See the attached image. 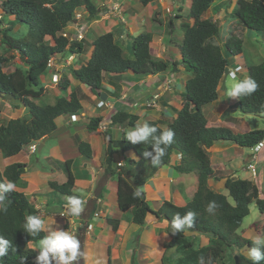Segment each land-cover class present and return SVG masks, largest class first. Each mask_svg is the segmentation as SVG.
<instances>
[{
    "label": "trees",
    "instance_id": "trees-1",
    "mask_svg": "<svg viewBox=\"0 0 264 264\" xmlns=\"http://www.w3.org/2000/svg\"><path fill=\"white\" fill-rule=\"evenodd\" d=\"M153 1L139 0L142 6ZM219 1L190 0L187 18L192 23L182 24L183 37L179 55H176L179 57L171 61L151 53L149 44L153 38L152 31H142L132 37L131 57L123 55L122 47L115 41L111 31L99 34L91 43L92 51L87 61L78 68L70 67L68 73H61L58 87L67 94H59L52 103H46L41 77L47 70L48 60L58 54H81L85 49L83 39L71 40L58 35V32L75 20L77 9L84 8L85 21L92 20L100 9L93 0H2L0 10L10 19L5 26L0 20L1 43L5 45V52L0 53V97L17 100L25 112L21 117L0 123V157L16 155L31 143L41 141L44 136L59 128L56 119L71 116L81 110L82 92L72 85L71 78L79 80L98 96L100 91L105 90L102 86L103 73L112 77L122 76L128 71L146 75L177 73L182 68L188 77L180 93L181 106L175 109L176 116L165 125L160 119H151L147 123L158 128L169 127L174 131V142L168 147L162 166L167 165L175 153L181 155L175 170L184 174L195 173L197 176V188L192 197L184 205L163 200L156 209L150 207L141 191V196L135 197L134 193L139 190V186L162 166L153 167L150 158L146 159L142 155L143 151L152 150L150 144L133 145L125 139V135L113 138L110 131H106L108 143L104 152V172L116 178L117 208L120 211L129 210L132 223L143 228L148 216L166 222L164 231L169 240L165 247L174 248L173 257L166 258L168 264H200L201 257L205 264H252L247 257L253 240L240 234L237 229L249 214L250 204L255 203L258 210L264 212V198L260 197L258 185L249 179L226 177L225 195L213 190L208 184L210 178L215 181L224 178L213 170L206 151L214 143L228 141L241 147H252L264 138V128L234 132L226 126L207 125L203 107L218 98V85L224 77L225 68L229 66L228 56L243 52L241 31L232 30L226 40L220 43L215 40L220 34L218 22L211 16L203 17ZM229 14L243 30L246 28L264 35V0H236ZM18 24H25L28 30L23 36L14 37L10 32ZM9 52L13 53L6 55ZM15 52L22 66L15 65L11 71H3L4 64L13 60ZM246 70L247 77L255 79L259 88L251 96L237 98L230 109L244 115L257 116L264 113V59L259 63L247 64ZM164 105L173 108L167 103ZM138 119V113H131L126 108L116 109L109 116V126L136 127ZM101 121V116H91L85 126L88 131L95 132ZM115 148L122 153L131 151L139 159L126 157L122 165H113ZM77 150L85 158L92 156L87 141L78 140ZM71 163L72 159L62 162L66 171L65 181H49L48 185L60 194L80 197L73 192L75 176ZM137 163L141 166L134 169L132 174L131 170ZM27 170V163H9L0 169V183L11 181L17 185ZM5 196L7 210H0V235L11 241V247L8 254L0 258V264H21L22 258L24 264H36L38 253L29 244L46 237V232L41 231L32 237L24 231V223L26 216H40V212L22 191L14 189L6 192ZM209 201H215L218 206L214 215L205 211ZM188 211L196 213L194 227L173 234L170 225L173 216L176 213L183 216ZM107 223L116 231L119 220L107 218ZM201 236L207 238L206 243L201 242ZM80 251L83 254V247ZM82 258L83 255L79 257ZM130 264H137L135 250L131 253ZM260 264H264V261Z\"/></svg>",
    "mask_w": 264,
    "mask_h": 264
},
{
    "label": "rangeland",
    "instance_id": "rangeland-1",
    "mask_svg": "<svg viewBox=\"0 0 264 264\" xmlns=\"http://www.w3.org/2000/svg\"><path fill=\"white\" fill-rule=\"evenodd\" d=\"M1 1L2 0H0V2ZM93 2L99 7L101 12L100 14L96 15L92 20L87 21L86 23L87 26L83 27L84 25L81 26L80 24L73 22L70 25H68L65 29L58 32V35L60 34L66 35L65 33H67L69 38H71L72 36L71 39L77 38V36L74 35L75 33L77 34L85 33L83 37V40L85 42L84 53L76 55L75 61L77 62H80L81 60H85V62L87 61L92 51V45L90 43V40H92L93 38L101 34L102 32H105V31L117 32L118 30L122 31L124 34L122 37V41L124 44H121V42L118 39L116 40H118L117 42L119 43V45L120 44L122 45L123 51L125 53V57H131V47H130L131 40L133 36L139 33V31L140 32L152 31V33L158 34V35H154V38H152V41L149 44L150 49H152L151 53L155 55L156 57L171 61L175 59L176 55H179V54H176V52H179V45L181 43L182 36H183L182 24L186 22H192V20H189L187 18V12L189 8L188 0H154L153 2L147 4L146 6H142L139 0H93ZM109 2H111V4L113 5L112 9L107 7ZM229 4H230V0H224V2L216 3L211 9L208 10V12H206L203 15V17L206 18V17L211 16L214 20H217V18L220 16L218 14V9H220V7L223 6V8L226 10ZM135 12H138L139 17H138L137 22L138 24L142 26L140 27V29H138L139 31L135 29V26H133L132 28L133 32L131 33V35L128 36L129 32L126 30V27L129 30L130 25H132L128 17L130 18V16L134 15ZM75 15H76V18L79 19V21H83V18L86 17V11L84 10L83 7H81L77 9ZM229 17L231 21H233V18L230 16V14H229ZM8 19H10V17L5 16L0 10V20L2 21L3 26L7 25ZM106 21H108L107 22L108 29H105L102 27L103 25H105L104 22ZM170 21L172 22V24L169 25ZM218 24H221V21H219ZM226 25L228 24H224L223 26H220L221 27L220 34L215 37V40L223 41L225 39V35L226 34L229 35V33L233 30L231 26L229 27L230 29L229 32H227L226 29H228V27ZM27 30L28 28L25 24H22V25L18 24L11 30L10 33L14 37L15 36L21 37L27 33ZM85 30H88V31L85 32ZM249 35L257 39V41H259L258 44H256L255 48L258 47L260 49V55L253 58L254 61H251L252 63H257L264 57V41L262 40V38L264 39V37H262L263 36L262 34H258L257 32H254L251 30H249ZM250 36L242 35V38L244 40H250L252 39ZM1 38L2 36L0 33V53H4L5 45L1 43ZM46 43H49V42L46 41ZM126 44H129L128 48L126 47ZM12 53L13 52H9V53H6V55H10ZM242 61H243V57L240 56V62ZM15 65L22 66V61L19 59V56L16 52H15V57L13 58V60L11 62L4 64L3 71L9 72L12 69H14ZM67 67H68L67 70L64 71L66 73L69 72L68 70L70 66H67ZM52 68L55 69V66H52ZM54 69L52 70L55 71ZM166 73L168 75L166 74L167 76L166 77L164 76V84H166L165 79H168L167 81H169L170 85L172 86L174 84L176 85L173 88H176L179 85V89L182 88L183 90L185 79L188 77L187 73L182 68L176 74L172 72H166ZM115 76L112 77L110 75V78L108 79L109 81H107V84L105 86L109 85L113 87L112 90L115 91V94L117 93L116 95H121L122 92L124 91V88L121 87L120 85H121V81L125 79V75L122 76V79L120 78L121 80L120 79L116 80ZM159 76L161 77L163 76V74L160 73ZM49 79L50 77H48V81H45V82L42 81L43 83H45L44 84L45 85L44 86L45 96L48 94L47 97L51 96L53 93L51 90L47 88V87H50V85L52 84L51 80L49 81ZM160 79L162 80L163 77H161ZM224 79L226 80L227 84L232 83L228 75H225ZM139 85L141 84L138 83L134 88H140ZM124 86H127V85H124ZM229 88H230V85L228 86V90ZM161 90H163V87L161 88ZM54 91L55 93H57V96L59 94H62V95L67 94V92L60 91L58 86L55 87ZM220 97L221 96H219V99ZM51 99H53L52 96L51 98H44L46 103L50 101ZM7 102L9 101L7 100ZM7 102H6V99H3L2 97H0V123L4 120L14 119V118H18L24 115V114L21 115L22 108L19 107V104H15V102H9V103ZM180 102L182 103L181 96H180ZM155 104L156 102L152 105L153 108L152 110L148 111L147 115L140 114V120L137 121V126L143 125L149 118L156 116L155 110L157 108L155 107ZM18 108L20 109L18 110ZM84 108H88L86 109L87 116H92L95 114L92 112V110H90V107L86 104V102H84ZM80 111L78 113H80ZM161 111H165V113L163 112V116H158L159 114H157V116L154 117L153 119H160L161 121L164 122L163 125L171 121L176 116V112H175V116L173 117L174 113H172V110L167 109L166 107L161 109ZM131 113H137V112L136 110H131ZM235 114L238 117L244 118L242 120L236 121V127L234 128L235 131H244V130H248L249 128L250 130L264 128V113L257 115V116L244 115L237 110ZM62 118L63 116L60 118V121H62L61 120ZM108 118L109 117H107L106 119L102 118L101 124L98 126L97 131H95L92 134V138L89 141V143L93 145L95 148L96 157L95 155L94 157L97 158L100 155L99 164L96 162L95 166H91V172L92 174L94 173V175H92L88 171L89 168L85 167L84 163H87V161L85 160V157L82 156L78 152L77 146L75 148L73 141L69 143L70 137H69V134H66L67 132H65V130L62 131V133L50 138L48 142L50 143V145H53L56 148L51 153V155H55L53 157H57L58 156L57 153L62 154L64 156L65 154L70 152V155L72 156L75 164L77 165V166L74 165L71 168L75 176V180H76L74 188H73V192L77 193L80 196V198L85 201V206H84V210L81 213V215L79 217L73 218L75 224L70 222L71 214L69 212V207L67 204L68 196L55 192L52 189H50V187L47 186L48 181H56L58 183L65 181L66 171L63 166L61 168L59 167V164L56 160H52V161L44 160L42 156L44 155L46 151V147H44L45 144L43 145L40 151L37 150L36 153H33L32 155L28 156L29 160L31 157V161L28 164V171H26L25 172L26 174L22 176L23 177H30V176L33 177L32 175H33L34 170L36 169H40L42 171L48 170L49 169L48 167H50L51 170H53V173L49 172V173H43L41 175L37 174L36 177L38 178V180L36 181L34 179L27 181L25 178H23L22 180L18 181L16 185L18 186V188H16V190L22 191V189H26L28 191L34 186V183L37 182L36 184H38L39 186V192H35L34 194H32L33 198L30 201L40 211V217L44 220V228H45L44 231L46 232V236L50 235L51 232L56 231V230H64V231H68L72 233L80 241V248L83 247V258H82L83 260L78 258L77 260L78 264H82V262L83 264H91L87 256V254L89 255V252H91V249L89 247L90 242L92 243V249L95 251L92 255H94L97 260L99 258H101L102 260L104 259L101 262V264H130V256L133 250H135L137 264H168L166 261V258L168 259V257H173L174 248L165 247V243L169 240L168 234H166V232L164 231V228L166 227L165 221H162L161 223H156V222H160V220H156L154 224H147V222H149L150 219H152L151 216H148L147 220L149 221L146 222V225L144 226V228H141V226L132 223L130 211H126L122 213L120 216L121 232H119L116 238L114 237V240H113L114 244H112V247L109 246L108 256L109 254H111V259H110L111 263H107V259H108L107 249H106L107 245H105V242H107L110 239V234H106V230H103V232L99 236H97L98 239H93L92 237H95L93 235H96V234H92V233L89 234L90 229H88L87 226H85V222H80L81 218L87 219V216H89L88 220H90L89 214L93 216L94 212H97L100 215H104L102 216L103 218H105L106 215H108L109 217V212L111 213V210L114 209L113 199H115V197L112 198L113 197L112 195H114V193L112 192V188L115 187L116 178L114 177L115 181L111 179V181L109 180H108L109 182L107 181L108 183L104 182L109 178H113L112 176L104 172V169L106 166V163L104 161V157H105L104 152H105V149L108 143V140L106 137V131H110V134L113 138H120L121 136L125 135L127 131H129L130 129L134 127L121 125V126H110L111 127L110 128ZM67 119L70 121V118L68 116H67ZM228 120H231V119H228ZM228 120L227 122H229V124L234 123V121H228ZM87 121H88V118H87ZM85 128L87 129L86 126ZM88 133L90 132L88 131ZM80 137L82 136L80 135ZM63 140L65 142H61ZM220 143L221 145L219 144V146L217 147L225 149L224 156H221V154L216 155V153L213 152V150H211V153H213V155H211L213 159L216 156L225 158L226 154H230L234 158L237 159L238 158L237 153H240L242 157L239 160H242V158L246 159L249 153L251 152L250 147L235 146V144L228 142V141H223ZM209 150H210L209 148L206 150L208 152V155L210 154ZM26 151H27L26 153L29 152L27 148H26ZM114 153H116V155H114L113 157L114 158L113 165H116L117 162L121 160V158L129 157L128 154L122 153L118 148L114 149ZM20 156L21 155H19V158ZM116 157L118 159H115ZM21 159H23V157ZM21 159L17 161L23 162ZM29 160L27 161V163L29 162ZM222 162L226 166L225 171H223L224 176H230L227 174H236L238 172L239 168H237L238 166L236 165V162H232L231 158L224 159L222 160ZM7 163H8V158L6 159V158L0 157V169H3ZM170 164H172L171 161H170ZM262 164L264 166V161ZM43 165H46V167ZM140 166H141L140 163H137V165L133 167L131 170L132 174H133L134 169H137ZM170 167L174 168V164L171 165ZM79 168H82V169L79 170ZM261 168L262 166L258 169V176L254 177V180L256 184L258 185L260 192L264 194V183H262V181L259 178V173H260ZM173 170L174 169H172V171ZM177 176H178L177 174H174L172 178L176 179ZM189 177L192 178L193 180L196 177V174L190 173ZM196 178L193 181H188V180L184 181L182 179H181L182 182L175 181L174 184L171 185V190L178 189L179 186H181L179 188L180 190L182 186L185 187V185H190V183L192 182L195 183L194 187L197 188ZM174 179H172V182L174 181ZM103 183L105 185L107 184L106 188L103 187V190L105 189L104 192L106 191L107 194H111V196L105 199V201L102 199V197H99L100 196L99 191ZM189 188L191 190V187ZM222 192L224 194L226 193L227 195V190L225 188H223ZM40 193L42 194L44 201H46L45 205H42L43 201H41L42 198H41V195H39ZM25 194L28 195V193L26 192ZM106 200H109V207L111 208L108 207ZM146 200H148L149 201L148 203H150V205L153 207V205L156 204V202L158 201L157 193L153 190L151 192L148 191L146 193ZM62 203L67 204V206L66 207L62 206ZM50 205L54 206V209L56 208L55 209L56 212H60V211L62 212V211H65L66 209L65 216L64 215L58 216L60 218L58 220L54 217L52 218V216L50 215L51 213H49L50 209H48ZM249 207H250V213L242 220L240 227L237 229V231L243 236L250 238L252 240L256 236L264 237V213H261L258 210V207L255 205V203H252ZM100 210L102 211L100 212ZM110 216H112V214ZM64 218L66 220H64ZM103 223L104 225H106V222L104 220H103ZM94 226L99 228L97 223H95ZM103 228L106 229L105 227ZM110 231L111 230L108 229V233ZM193 236L194 235H190V237H193ZM124 238H126L127 240ZM200 240L202 243L207 242V238L205 236H201ZM124 242L126 243L124 244ZM38 244H39V241L35 243H30L29 246L33 247L38 253L39 252ZM236 252L237 251H234V253ZM84 256L86 259L85 263H84Z\"/></svg>",
    "mask_w": 264,
    "mask_h": 264
},
{
    "label": "crops",
    "instance_id": "crops-1",
    "mask_svg": "<svg viewBox=\"0 0 264 264\" xmlns=\"http://www.w3.org/2000/svg\"><path fill=\"white\" fill-rule=\"evenodd\" d=\"M220 2H224V0H221V1L217 2V3H220ZM235 2H236V0H230V4L226 8V10L223 8V6L220 7V9H218V14L220 16L217 18V21L218 22L221 21V24H219L220 26H223L224 24H228V25H226L228 27V29H226L227 32H229V30H230L229 27L232 26L231 28H233V30L241 31L243 33V35L250 36L248 29L245 28V30H243L242 26L236 20L233 19V21H231V19L229 17V12L233 8ZM188 4L190 5V0H188ZM185 8H186V6H185ZM138 17H139L138 12H135V14L130 16V18L128 17V19L131 21V24H132L129 27L130 31L126 27V30L129 32L128 36L131 35V33L133 32V29H132L133 26H135V29L137 31H139L138 29H140V27L142 26V25L138 24V22H137ZM107 22L108 21L104 22L105 25L102 26L105 29H108V27H107L108 23ZM85 26H87V24L84 25L83 27H85ZM85 31H88V30H85ZM112 33L114 35V39H115L116 42L119 40L121 42V44H124L123 41H122V37L124 35L122 31H120V30H118L117 32H113L112 31ZM154 35H158V34L153 33V38H154ZM227 36H228V34L225 35V39L227 38ZM262 37H264V35ZM251 38L252 39H250V40H244L243 39V43H242L243 52L240 55L230 56L228 58L229 59V64H230L231 67L240 66V68H239L240 71L237 72V78L239 80L247 78V71H246L245 65L249 64V63H252L251 61H254L253 58H255V57L260 55V49L258 47L255 48L256 44H258L259 41H257V39H255L253 37H251ZM116 39H118V40H116ZM92 40H90V43L92 42ZM262 40L264 41L263 38H262ZM121 44H120V46L122 47ZM126 47L128 48L129 44H126ZM122 50H123V48H122ZM150 50L152 52V49H150ZM250 51H252V52H250ZM123 54L125 56L124 51H123ZM176 54H178V52H176ZM131 56H132V54H131ZM240 56L243 57V61L242 62H240ZM178 57L179 56H175V59L178 58ZM57 59H58V57L55 58V60H57ZM263 59H264V57L260 61H262ZM259 62H257V63H259ZM83 63H85V60H81L80 62H77V61H75V59H73V63L70 66H72V68H78ZM63 66H64L63 64H61V63L58 64L57 63L55 69L51 68L44 75H42L41 81H44V82L48 81V77H50L51 74L53 72L57 71V70L66 71L68 67H63ZM52 69H54L55 71H53ZM59 72H57V73L59 74ZM162 74H163V76H161V77H163V79L161 80L160 79L161 77L159 76V74L137 75V74L132 73L131 71H128L127 73L124 74L125 75V79L123 81H121V85H120L121 87L124 88V91L122 92L121 95H116L117 93L115 94V91L112 90L113 87H111L109 85L105 86L107 84V81H109L108 79L110 78V74L104 73L103 77H102V86L105 89L103 92L106 94V100L104 101V105L101 108L97 107V105H96L98 100H99V98L95 94H93L87 86H85L84 84L80 83L79 80H74V79L71 78L72 85L74 87L78 88L82 92L81 93L82 94V99H81L82 110L80 111L81 115L77 114V116L79 117V121H77V122L69 121L67 119V116H63V118L61 119L62 121H60V118L62 117L61 116L58 119H56L55 122L58 125V127L66 126L65 132H67L66 134H69V137H70L69 138V143H71V141H73L74 146L76 148L78 140L87 141L89 143L90 139L92 138V134L94 133V132H90V131H89L90 133H88V130L85 128L86 124L84 123V121H86L87 118H89L91 116H87V114H86L87 110L86 109H88V108H84V102H86V104L90 107V110H92V112L95 113L92 116H101L103 119H106L116 109H124V108H126L129 111L136 110V112L139 114V119L138 120H140V114L147 115L148 111L152 110V108H153L152 106H147L145 104V102L152 96L153 93L159 92L160 93V97H159V99L157 101L158 103L155 105V107L157 108L155 110L156 116H157V114H159L158 116H163V112L165 113V111H161V109H163L165 107L167 109H171V108H169L167 106H164V104L167 103L168 105L173 107L171 110H172V113H174L173 114V117H174L175 116V109H179L180 104H181L179 93L182 91V88L179 89V85L176 88H173V87L176 86L175 84L173 86L170 85V84L169 85L164 84V76L166 77L168 74L167 73H162ZM124 75H122V76H124ZM122 76H121V79H122ZM50 80L51 79H49V81ZM165 80H168V79H165ZM138 83L141 84V85H139L140 88H134ZM124 85H127V86H124ZM229 85L231 86V83L227 84L226 80L223 79L221 81V83L219 84V87H218V98L215 101H213L212 103L206 105L203 108L204 115H205V117L207 119V125L208 126H226V127L230 128L231 130H233L234 132H245V131H248V130H250V128L248 130H244V131H235L234 130V128L236 127V121L242 120L244 118L243 117H238L235 114L237 111L228 109L229 106L234 104L236 99H237V98L228 97L227 92H228V86ZM55 87H57V85H55L54 83H52L50 85V87H47L49 90H51L53 92L52 95H51L53 99L48 101V103H52L54 101L55 97L57 96V93H55V91H54ZM162 87H163V90H161ZM47 95L44 98H51V96L47 97ZM219 96H221L220 99H219ZM225 99H227V100H225ZM6 102H7V100H6ZM9 102H14V101H9ZM9 102H7V103H9ZM15 104H17V103L15 102ZM19 107L22 108L21 115L24 114V107H22L20 105H19ZM20 108H18V110ZM84 116H86V117H84ZM156 116H154V117H156ZM154 117H151L149 119L147 118V119L151 120ZM228 119H231V120H228ZM227 120L228 121H234V123H230L229 124V122H227ZM119 126H121V125H119ZM80 135L82 137H80ZM63 136H65V135H63ZM48 142H49V139L46 141L45 146H44V147H46V151H45L44 155L42 156L44 158V160H47V161L56 160L58 162L60 168L62 167V162H64L66 159H72L71 168H72V166L76 165L75 162H74V159L70 155V152H68L64 156L62 154H58L57 153L58 156L57 157H53L55 155H51V153L56 148L53 145H50V143H48ZM61 142H65V141L63 140ZM54 143H55V141H54ZM219 144L221 145V143H214V145L209 148L210 149L209 150V152H210V154H209L210 157L209 158H210L211 167L213 168V170L218 175H221L224 178H220L219 181H215L213 178H210V179H208V184H209V187L212 188L213 190L223 193L222 190H223V188H225L224 187V181H225L226 177H231V178H238L239 177V178H246V179H251V177H250L249 173L244 168L245 164H246V160H248V158H246V159L242 158V160H239L242 157L240 153H237V157H238L237 159L234 158L230 154H226L225 158L218 157V156L214 157V159L212 158L211 155H213V153H211V150H213V152H215L216 155L217 154H221V156H224L225 149L220 148V147L218 148L217 146H219ZM90 146H91V150H92V156H91V158H85L87 163H84V165H85L86 168H89L88 171L92 174L91 166H95L96 162L99 164V160H100L99 156L100 155L97 158H95L96 157L95 148L91 144H90ZM236 148H238V147H236ZM26 152H27L26 148H24L18 154L10 156V157H7L8 158V163L7 164L13 163L12 161L21 162V161H17V160L21 159L22 157H23V159H21V160L24 163H27V161L29 160L28 156L32 155V154L29 153V152H28L29 153L28 154ZM125 153L128 154L129 157L134 158L135 160H138V157L134 156L132 152L128 151V152H125ZM19 155H21L20 158H19ZM94 155H95V157H94ZM114 155H116V153L113 154V157H114ZM14 156H16V157H14ZM261 157H262L263 160L261 161L260 165L258 166V169L262 166V168L260 170V173H259V178L262 181V183H264V172H263L264 171V168H263L264 166L262 164L263 161H264V150H262V152H261ZM229 158H231L232 162H236V165L238 166L237 168H239V170H238V172L236 174H227V175H230V176H224L223 175V171H225L226 166L222 162V160L229 159ZM115 159H118V158L116 157ZM121 160H122V158H121ZM30 161H31V157H30V160H29V162L27 164H29ZM171 162H172V164H170V162H169L168 165H164L159 170H157L153 174V176L150 179L147 180L146 184L139 186V190L144 194L145 198H146V193L148 191L151 192L153 190V191H155L157 193V200L158 201L156 202V204H154L153 207H152L150 205V203H149L150 207H152V208L156 209L157 207H159V205L161 204V202L163 200H171L176 205H184V204H186L187 200H189L191 198V195H193V193L196 190V188L194 187L195 183H193V182L190 183V185H185V187L182 186V188L180 190H179V188L181 186H179L178 189L171 190V185H173L175 181H179V182H182V180H184V181L185 180L193 181L196 178L195 177L192 180V178L189 177L190 173L182 174V173H178L175 170V165L178 163L177 154H174V156L172 157ZM173 164H174V168H171L170 166L173 165ZM43 166L46 167V165H43ZM48 168H49L48 170H43V171L40 170V169L34 170L33 171V175H32L33 177H31V176L30 177H23L22 175L26 174V173H24V174L21 175V179L20 180L25 178L27 181H30L31 179H34L36 181V180H38V178L36 177L37 174L41 175L43 173H49V172L53 173V170H51L50 167H48ZM81 169L82 168H79V170H81ZM172 169H174V170L172 171ZM174 174L178 175L176 177V179L172 178V176ZM92 175H94V173ZM111 179L115 181V179L113 177V178L107 179L104 182H107L108 180L111 181ZM172 179H174L173 182H172ZM196 181H197V178H196ZM252 181L255 182V180H252ZM48 182H47V186L49 187ZM75 182H76V180H75ZM36 183H34V186L28 191L26 189H22V192L24 194H25V192L28 193V195L27 194H25V195H27L29 200H32V198H33L32 194H34L35 192H39V186ZM106 185L103 183V185H102V187L100 188V191H99V195H100L99 197H102V199L104 201H105V199H107L108 197L111 196V194H107L106 191L104 192L105 189L103 190V187L106 188ZM189 187H191V190H190ZM15 188H18V186H16ZM116 188H117V186H116V181H115V187L112 188V192L114 193V195H112L113 196L112 198L115 197V199H113V203H114L113 208L114 209L111 210V213L109 212V217H108V215H106V217L103 218L102 216H104V215H100V214L97 217H94L91 214H89L90 215V220H88L89 216H87V219H85V218H83V219L81 218L80 219V222H86V223L90 224L89 234H91V233L92 234H96V235H93V236H95V237H92L93 239H98L97 236H99L103 232V230H106V234H110V239L107 242H105V245H107V247H106L107 256H108V252H109V246L112 247V244H114L113 243L114 237L116 238V236H118L119 232H121V218H120V216H121L122 213L126 212V211H120L117 208ZM39 195H41V198H42L41 201H43L42 205H45L46 201H44V198L42 197V194L40 193ZM225 195H226V193H225ZM261 197L264 198V194H262V192H261ZM106 202H107L108 207H109V200H106ZM63 205L67 206V204H63L62 203V206ZM109 208H111V207H109ZM48 209H50L49 213H51L50 215L52 216V218L54 217L57 220L60 219L58 216H60L62 214V212H64V211H62V212L60 211L61 213L60 212H56L55 211L56 208L54 209V206H51V205L49 206ZM101 211L102 210H100V212ZM111 214H112V216H110ZM131 216H132V214H131ZM73 218L74 217L71 215L70 222L75 224ZM106 218H117L119 220L118 227H117L116 231H113L110 228V226L108 225V223L106 221ZM75 219H77V218H75ZM64 220H66V219L64 218ZM103 220L106 222V225H104ZM156 220L157 219L152 218L149 221L146 218L145 225H146L147 221L150 222V223L147 222V224H154V222ZM162 221L163 220H161L160 222H156V223H161ZM56 223H57V221H56ZM95 223L98 224L99 228L94 226ZM76 224H77V222H76ZM144 226H143V228H144ZM103 227H105L106 229H104ZM108 229L111 230L109 233H108ZM124 239H126V238H124ZM125 243L126 242H124V244ZM89 247L91 249V252H89V255L87 253L86 254L88 256V259L90 260V263L91 264H101V262L104 259L102 260L101 258H99L97 260L96 257L94 255H92L95 251L92 249V243L91 242L89 243ZM110 259H111V254H109V256H108L107 263H111ZM85 261H86V259H85V256H84V263H85Z\"/></svg>",
    "mask_w": 264,
    "mask_h": 264
},
{
    "label": "clouds",
    "instance_id": "clouds-1",
    "mask_svg": "<svg viewBox=\"0 0 264 264\" xmlns=\"http://www.w3.org/2000/svg\"><path fill=\"white\" fill-rule=\"evenodd\" d=\"M107 7L112 9L113 5L111 4V2L108 3ZM100 12H101V10H100ZM100 12H99V14H100ZM73 22L77 23V24H80L81 26H83V25H85L87 23V21H85L84 18H83V21H79V19L76 18V15H75V20ZM73 22H71V23H73ZM190 23H192V22H190ZM65 34L66 35H63V36L69 38L67 33H65ZM84 34L85 33H78V34L75 33L74 35H76L77 38L76 39H71L72 38V36H71V38H69V39H71V40H81V39H83ZM79 35H81V37H78ZM229 35H230V33H229ZM225 40H223V41H225ZM242 40H243V38H242ZM223 41H218V42L222 43ZM83 53H81V54H83ZM178 54H179V52H178ZM76 55H78V54H76V53H71V54H68V55L58 54V55H56V56H58L57 60H55V58H57L56 56L51 57L48 60L46 72L48 70H50L52 68V66H55V68H56V64L57 63L58 64L59 63L63 64L64 65L63 67L70 66L73 63V59H76ZM230 56H232V55H230ZM230 56H228V58ZM246 65H245V68H246ZM70 67H72V66H70ZM229 67H231L230 64L228 66V72L224 73V76L228 75L230 77V80L232 81L231 86H230V88H229V90L227 92L228 97H230V98H238L239 99L240 97L251 96L253 93H255L258 90L259 84L257 83V81L255 79H253L251 77H247L245 79L239 80L237 78V72L240 71V69H239L240 66H236V67L233 66L231 68H229ZM59 71L60 70H57V71L53 72L51 74V76H50L51 83H54L57 86H58V82H59L61 73L64 72V71H60V72ZM57 72H59V74ZM164 73H166V72H164ZM157 74H160V73H157ZM58 75H59V77H58ZM120 78H121V75H120ZM223 79H224V77H223ZM165 81H166V85L170 84L169 81H167V80H165ZM218 87H219V85H218ZM100 93H104V92L100 91L99 94ZM155 95H157V97H155ZM97 97L99 98V100H98L96 105H97V107L101 108V107H103L104 101L106 99L102 100L100 98V95H98ZM159 97H160V93L159 92L153 93L152 96L145 102V104L147 106H152L155 102L157 104L158 103L157 101H158ZM6 100L14 101L17 104H19V102L17 100H14V99H11V100L10 99H6ZM151 103H153V104H151ZM229 108H230V106H229ZM80 113L77 112L76 114L68 116L70 118V121H72V122L79 121V117L77 116V114H80ZM86 122H87V120H86ZM86 122L84 121V123H86ZM174 136H175L174 131L171 128H169V127L158 128V126L149 125L147 122H145L143 125L136 126V127L132 128V129H130L129 131H127L126 134H125V139L127 141L131 142L133 145L143 144V143L150 144L152 150L151 151L145 150V151H143L142 155L146 159L150 158V162H151L153 167H161L162 164H163V157L166 155L168 147L171 146L173 144V142H174ZM262 141H264V138L260 142H262ZM39 142L40 141H35V142L31 143L30 145H28L25 148H27V150L31 154L36 153L37 146H38ZM260 142H258V143H260ZM218 143H220V142H218ZM32 144H36V148L33 151L30 150V146ZM256 145L250 147L251 148V152L249 153V155L247 157L248 160H246V164H245V167H244L245 170L249 173V175L252 178V180H254V177L258 176V166L260 165L261 161L263 160L262 157H261V151L264 149V144H263V146L260 148V150L257 153L258 162H257L256 174L252 175L250 173V171L247 170L246 166L249 163V161H251L252 154L254 153L253 147H255ZM235 146H238V145L235 144ZM129 152H131V151H129ZM175 154H177V159H178V162H179L181 155L179 153H175ZM123 159H124V157L122 158V160H120L122 163H123ZM171 160H172V158H171ZM118 166H120V165H118ZM182 174H184V173H182ZM243 179H246V178H243ZM249 180H251V179H249ZM253 183H255V182H253ZM15 187H16V185L14 184V182H11V181H9L7 183H0V210H2V211H6L7 210V201H6L5 193L13 191L14 189H16ZM134 196L139 198L141 196L140 190H137L134 193ZM260 197H261V192H260ZM261 198H263V197H261ZM67 204H68V207H69L70 214L73 217H79L81 215V213L83 212V210H84L85 201L82 200L78 196H69V197H67ZM64 207H66V206H64ZM217 207L218 206H217L215 201H209L207 206H206V208H205V211L208 214H210V215H214L215 212H216ZM65 212H66V209H65L64 212H62L61 215L65 216ZM249 213H250V207H249ZM98 215H99V213H97V212L93 213L94 217H97ZM195 219H196V213L193 212V211H188L183 216H181L179 213H176L173 216L172 221L170 223L171 232L173 234H177V233L184 232L185 230L192 229L194 227ZM106 221H107V218H106ZM85 226H87L88 229L90 228V224H88L86 222H85ZM44 230H45V228H44V220L40 216H37V215H28V216H26L25 223H24V231L28 235H30L32 237H35L41 231H44ZM252 244H253V246L249 249L247 258L252 261V264H260L261 261H264V237L256 236L253 239ZM10 247H11V241L5 239L2 235H0V258H3L4 256H6L8 254V250H9ZM38 249H39V252H38V255L36 257V264H41V262H43V264H54L53 261H55V264H74V262H76L78 260V258L83 255L81 253V251H80V241L72 233H70L68 231H64V230L53 231V232H51L50 235L42 238L39 241ZM21 264H24V259L23 258H22ZM200 264H205V261H204L203 257H201Z\"/></svg>",
    "mask_w": 264,
    "mask_h": 264
},
{
    "label": "built area",
    "instance_id": "built-area-1",
    "mask_svg": "<svg viewBox=\"0 0 264 264\" xmlns=\"http://www.w3.org/2000/svg\"><path fill=\"white\" fill-rule=\"evenodd\" d=\"M78 37H81V35H79ZM155 97H157V95H155ZM153 104V103H151ZM264 144V141L258 143L255 147H253V151L254 153L252 154V158H251V161H249V163L247 164L246 168L248 171H250V173L252 175H255L256 174V171H257V162H258V151L260 150V148L263 146ZM36 148V144H32L30 146V150L33 151L35 150ZM122 162L121 161H118L117 162V165H121ZM53 263L55 264V261H53Z\"/></svg>",
    "mask_w": 264,
    "mask_h": 264
},
{
    "label": "water",
    "instance_id": "water-1",
    "mask_svg": "<svg viewBox=\"0 0 264 264\" xmlns=\"http://www.w3.org/2000/svg\"><path fill=\"white\" fill-rule=\"evenodd\" d=\"M227 72H228V67L225 68L224 73H227ZM115 78H116V80H119L120 79V75H116ZM99 95H100V98L102 100L106 99V94L100 93ZM65 128H66L65 126H62V127L58 128V129H56L55 131H53L52 133H50V135L44 136L43 139L38 143L37 150L40 151L42 149L44 143L48 140L49 137H53V136H56V135L62 133V131H64ZM234 258H235L236 263H238L237 256H235Z\"/></svg>",
    "mask_w": 264,
    "mask_h": 264
}]
</instances>
